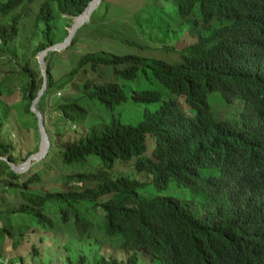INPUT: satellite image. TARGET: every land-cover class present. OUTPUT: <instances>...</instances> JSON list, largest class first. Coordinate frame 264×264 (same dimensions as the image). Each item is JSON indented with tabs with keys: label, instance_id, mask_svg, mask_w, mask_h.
Here are the masks:
<instances>
[{
	"label": "trees",
	"instance_id": "16d2710c",
	"mask_svg": "<svg viewBox=\"0 0 264 264\" xmlns=\"http://www.w3.org/2000/svg\"><path fill=\"white\" fill-rule=\"evenodd\" d=\"M89 1L38 0L21 47L12 42L34 0H0V66L25 77L22 119L35 133L14 152L0 114V156L15 165L38 147L35 56ZM116 1L76 17L89 21L43 56L35 106L49 145L22 173L0 158V192L18 200L0 208V264H134L138 252L149 264H264V0H149L119 31L92 28ZM92 30L106 41L67 53ZM49 172L60 184L36 188ZM17 216L25 228H12Z\"/></svg>",
	"mask_w": 264,
	"mask_h": 264
},
{
	"label": "rangeland",
	"instance_id": "374dc122",
	"mask_svg": "<svg viewBox=\"0 0 264 264\" xmlns=\"http://www.w3.org/2000/svg\"><path fill=\"white\" fill-rule=\"evenodd\" d=\"M149 0H117L115 3L116 7L113 11L104 13L103 18L93 19V21H90L91 27L94 28L97 31L108 32L114 31L116 28V31H119L121 28L120 26H125L127 23L126 18L130 17L134 11L139 10L142 8L146 3H148ZM38 4V0H34V2L26 4L23 6V9L26 12L25 17H21L20 21L18 22V26L20 27L19 36L12 42L14 46H18V43L22 46L27 47L26 38L30 31L32 30V14L35 11ZM98 4V3H97ZM95 5V7L97 6ZM94 7V8H95ZM93 8V9H94ZM92 9V10H93ZM115 18H119L122 20V23H119V21H116ZM72 19L70 20V24L72 22ZM89 21V15L86 20H84L82 23H80L77 27L82 25L83 23H87ZM73 23L75 24V21L73 20ZM123 24V25H121ZM120 25V26H119ZM120 28V29H119ZM92 30L93 32V39L89 40L87 42L80 41L76 43L74 47H71L68 52H75L82 53L85 50L92 49L91 47L95 48L98 47V43L101 41H106L107 38H105L102 34H98L97 31ZM81 36H85L81 35ZM108 42V41H107ZM180 44V42L178 43ZM112 45V44H111ZM20 47V50L22 49ZM65 48V47H64ZM25 49V48H24ZM63 49V48H62ZM60 49V50H62ZM55 50V51H60ZM139 52L148 53V54H154L157 57H174L173 55H166L162 53L161 50H148V49H137ZM19 52V51H18ZM28 52L24 55L25 57L28 56ZM63 58H66L65 53L61 55ZM20 57V56H19ZM37 67L38 62L37 58L35 56ZM35 67V75L38 76V68ZM25 80V77L22 75L20 71L12 70L11 66L7 63H4L0 66V86L2 93L0 94V114H2L3 118V126L1 128V136L5 138V136L9 135L10 141L13 145V151L19 152L20 154L24 151V146L27 143L32 144L35 142V133L33 124L31 123V120H25L22 119V113H21V104H20V94L18 91V86L23 83ZM57 96L59 93H55ZM49 103H45L44 109H45V115H46V121L48 124L51 123L53 116L56 115V112L49 111L48 109ZM122 111H125V108H122ZM86 123V120L85 122ZM28 126V128L24 127ZM38 144H39V133L38 135ZM44 143V142H43ZM42 144V143H41ZM44 146V144H43ZM42 146V147H43ZM32 145H29L28 148H31ZM38 150V147H37ZM36 150V151H37ZM33 154V153H32ZM38 159H31L27 168L23 170L22 172L26 171L32 164L34 165V168H38ZM21 163V162H20ZM19 163V164H20ZM20 172V173H22ZM50 174H53V172L46 173L43 176V178L49 177ZM59 182H54L52 180H49L48 178L44 179L42 183L36 184V188L46 189L48 186L51 185H59ZM17 200L16 196H13V194L6 193V192H0V208L3 206H7L8 204L15 203ZM49 216H54V213H49ZM99 218V217H98ZM28 223V220L25 218H21L20 216L14 217L11 219V226L12 228L18 229V228H25V224ZM27 230L30 231V227L27 228ZM36 233V231H35ZM34 233V234H35ZM37 242L36 235L29 236L28 242ZM5 242V241H4ZM23 243L21 246H19L16 249H12L8 247L5 250V255H18L23 252V249L27 250L29 247V243ZM45 243H48L47 241ZM44 244V243H43ZM50 246V245H49ZM48 253L49 256H51V250L49 249H43L41 251V256L45 258V253ZM7 257H3V262L6 260ZM137 261L134 264H148L147 259L140 254V252L136 253Z\"/></svg>",
	"mask_w": 264,
	"mask_h": 264
},
{
	"label": "water",
	"instance_id": "95a60500",
	"mask_svg": "<svg viewBox=\"0 0 264 264\" xmlns=\"http://www.w3.org/2000/svg\"><path fill=\"white\" fill-rule=\"evenodd\" d=\"M99 0H90L88 2V4L86 5V7L83 9V11L80 13H84L87 10L91 11L95 5L98 3ZM89 11V12H90ZM80 14L72 17V22L70 24V26L67 29V34L66 36L57 43H54L50 46L45 47L44 49L40 50L37 54H36V58H37V62H38V66L41 72V76H42V81H41V85L40 88L38 89L35 97L31 100L30 102V106L29 109L34 113L35 118H36V126H37V131L39 133V144H38V150L36 152H34L33 154L29 155L23 162H21L20 164H13L11 161H9L6 157L4 156H0L1 159H3L4 161H6V163L8 164L9 168L14 171V172H22L23 170H25L30 162L31 159H40L42 156H44V154L46 153L47 149H48V139H47V135L44 131V127H43V121H42V114L41 112L36 108L35 103L37 101V99L39 98V96L41 95L44 86H45V70H44V66H43V56L46 53L47 50H60L62 48H64L69 42L70 39L74 33V31L76 30L77 26L80 23H73L74 18L78 17ZM82 23V22H81ZM44 142V146L43 148L40 150L41 147V143Z\"/></svg>",
	"mask_w": 264,
	"mask_h": 264
},
{
	"label": "clouds",
	"instance_id": "9594fccd",
	"mask_svg": "<svg viewBox=\"0 0 264 264\" xmlns=\"http://www.w3.org/2000/svg\"><path fill=\"white\" fill-rule=\"evenodd\" d=\"M244 177H247V176H244ZM247 178H248V177H247ZM234 182H237V181L235 180ZM234 182H233V183H230L229 186H232V188H237V186H236V184H235ZM238 194L244 196V194H243L242 192H240V193H238ZM141 255L143 256V255H145V254L141 253ZM248 259H249V258H248ZM251 262H252V263H250V264H258L257 262H254V261H252V260H251ZM148 264H149V263H148Z\"/></svg>",
	"mask_w": 264,
	"mask_h": 264
},
{
	"label": "bare ground",
	"instance_id": "6f19581e",
	"mask_svg": "<svg viewBox=\"0 0 264 264\" xmlns=\"http://www.w3.org/2000/svg\"><path fill=\"white\" fill-rule=\"evenodd\" d=\"M77 22V18H75V23Z\"/></svg>",
	"mask_w": 264,
	"mask_h": 264
}]
</instances>
